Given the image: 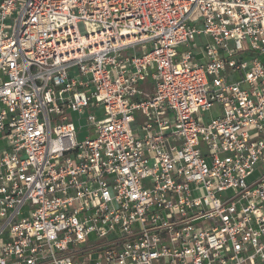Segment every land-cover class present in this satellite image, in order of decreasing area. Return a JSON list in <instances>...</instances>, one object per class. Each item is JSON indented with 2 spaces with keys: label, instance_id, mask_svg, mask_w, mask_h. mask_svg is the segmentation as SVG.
<instances>
[{
  "label": "built area",
  "instance_id": "1",
  "mask_svg": "<svg viewBox=\"0 0 264 264\" xmlns=\"http://www.w3.org/2000/svg\"><path fill=\"white\" fill-rule=\"evenodd\" d=\"M0 264H264V0H0Z\"/></svg>",
  "mask_w": 264,
  "mask_h": 264
},
{
  "label": "rangeland",
  "instance_id": "2",
  "mask_svg": "<svg viewBox=\"0 0 264 264\" xmlns=\"http://www.w3.org/2000/svg\"><path fill=\"white\" fill-rule=\"evenodd\" d=\"M73 115H75V113H73ZM210 115H211V112H207V113H204V114H203V117L206 118V116L209 117ZM79 124H82V126H83L82 129H81V131H80V133H79V138L81 139V138L84 137V135H85L87 132H86V127L84 126V121H83V119L80 121V123H77V122H76V125H77V126H79Z\"/></svg>",
  "mask_w": 264,
  "mask_h": 264
}]
</instances>
